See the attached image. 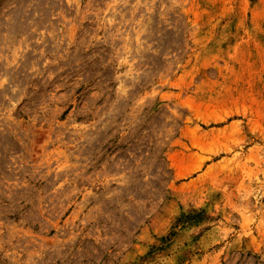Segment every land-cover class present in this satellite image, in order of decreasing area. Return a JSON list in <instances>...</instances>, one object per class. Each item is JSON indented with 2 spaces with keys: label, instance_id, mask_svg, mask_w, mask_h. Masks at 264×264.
I'll list each match as a JSON object with an SVG mask.
<instances>
[{
  "label": "rangeland",
  "instance_id": "374dc122",
  "mask_svg": "<svg viewBox=\"0 0 264 264\" xmlns=\"http://www.w3.org/2000/svg\"><path fill=\"white\" fill-rule=\"evenodd\" d=\"M0 264H264V0H0Z\"/></svg>",
  "mask_w": 264,
  "mask_h": 264
}]
</instances>
